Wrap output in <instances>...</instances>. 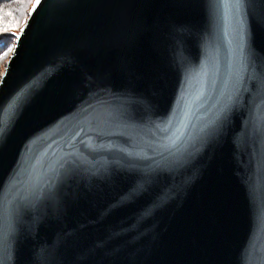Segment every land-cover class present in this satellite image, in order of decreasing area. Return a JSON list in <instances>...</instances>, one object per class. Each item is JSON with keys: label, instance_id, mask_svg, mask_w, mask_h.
Masks as SVG:
<instances>
[{"label": "water", "instance_id": "obj_1", "mask_svg": "<svg viewBox=\"0 0 264 264\" xmlns=\"http://www.w3.org/2000/svg\"><path fill=\"white\" fill-rule=\"evenodd\" d=\"M0 264H264V0H37L0 75Z\"/></svg>", "mask_w": 264, "mask_h": 264}, {"label": "rangeland", "instance_id": "obj_2", "mask_svg": "<svg viewBox=\"0 0 264 264\" xmlns=\"http://www.w3.org/2000/svg\"><path fill=\"white\" fill-rule=\"evenodd\" d=\"M36 1L18 0L0 9V32L9 36L4 42H0V75Z\"/></svg>", "mask_w": 264, "mask_h": 264}, {"label": "trees", "instance_id": "obj_3", "mask_svg": "<svg viewBox=\"0 0 264 264\" xmlns=\"http://www.w3.org/2000/svg\"><path fill=\"white\" fill-rule=\"evenodd\" d=\"M18 0H0V9L1 8H5L8 7L10 5H12V3H16ZM2 12V11H0ZM6 38L8 39L9 36L7 35V33L4 32H0V42H4L6 40Z\"/></svg>", "mask_w": 264, "mask_h": 264}]
</instances>
